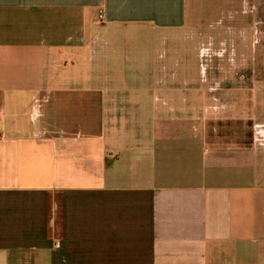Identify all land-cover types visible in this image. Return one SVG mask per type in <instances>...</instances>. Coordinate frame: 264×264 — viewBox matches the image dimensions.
Masks as SVG:
<instances>
[{
  "label": "crops",
  "instance_id": "obj_1",
  "mask_svg": "<svg viewBox=\"0 0 264 264\" xmlns=\"http://www.w3.org/2000/svg\"><path fill=\"white\" fill-rule=\"evenodd\" d=\"M211 7L0 0V264H264V53H157Z\"/></svg>",
  "mask_w": 264,
  "mask_h": 264
},
{
  "label": "rangeland",
  "instance_id": "obj_2",
  "mask_svg": "<svg viewBox=\"0 0 264 264\" xmlns=\"http://www.w3.org/2000/svg\"><path fill=\"white\" fill-rule=\"evenodd\" d=\"M204 2L212 6L208 16L206 17V20L209 21L211 25L204 28L205 31L209 32L213 36L214 39L212 40V42L209 43L207 41V38H205L203 40H200V42H197L195 39V41L193 42H183L180 44L173 43L172 47L169 45H159L157 53H159L160 57L162 56L163 52H166V50H168L167 52H170V50L174 51L175 49H177L178 51H192L194 50V47L195 50L202 49L205 50L206 53H209L211 55H214L218 51L224 52L226 54L225 56H228L230 53H233L237 56V59L239 58L240 52H242L248 57V61L254 52L260 54V57L263 55L264 34L261 32V25H258L259 33L257 35L254 34V30L256 28V16L253 17L255 13L253 9L248 8V11L244 12L243 14L242 9L245 6L244 3H242V0H236L235 4H229L227 0H225V3L223 0H204ZM249 2L250 0H248V3ZM263 14L264 12L261 13V16ZM262 19L264 20V18ZM240 20H243L245 24L243 28L235 26V22H238ZM241 29H243V35H245L244 38H242L240 35ZM212 58L214 57L212 56ZM201 61V59L198 60V65L196 67L195 65H192L191 59L188 61L181 59L177 62L173 61V65H176L175 67L178 68L179 73H181L183 69L188 70L189 73H193L190 72V70L195 71V75L197 76L198 81L203 83H206L207 81L216 83L223 78L225 72H222L221 75L222 69L220 68L221 66L218 65V60H212L210 68L211 72L209 69L207 70L205 65L204 70L207 71L208 74H199V72H197V68H203V63ZM214 62H216V64H214ZM78 73V66H75V68L71 69V74L75 75ZM77 76L83 79V81L87 80V76L85 74H79ZM131 81H133V79H131ZM148 82L151 81L148 80ZM214 120H212L211 123L212 127H215V124H219V126L225 124V122L222 120ZM238 125L245 136L250 134L251 127L250 123H248L247 120L242 121V123H237V126ZM231 126L235 127L236 124L232 122ZM222 131H225L224 126L222 128Z\"/></svg>",
  "mask_w": 264,
  "mask_h": 264
}]
</instances>
